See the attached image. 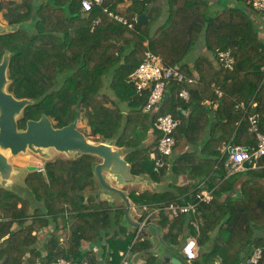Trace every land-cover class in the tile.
<instances>
[{"label":"trees","instance_id":"obj_1","mask_svg":"<svg viewBox=\"0 0 264 264\" xmlns=\"http://www.w3.org/2000/svg\"><path fill=\"white\" fill-rule=\"evenodd\" d=\"M124 1L102 0L84 11L82 0H0V13L12 26L0 34V62L5 53L11 55L8 91L34 100L24 108L19 127L43 114L62 127L82 114L90 135L112 140L123 150L134 175L169 180V188L162 192L131 191L129 197L136 204L160 207L156 216L160 227L168 228L164 236L168 243L198 235L200 251L192 264H264V166L229 174L228 153L222 151L226 145L257 143L248 116L264 115V12L251 0L131 1L122 12L118 6ZM105 8L124 14L131 26ZM255 12L259 15L252 17ZM142 13L147 20L139 24L136 18ZM200 42L209 54L188 58ZM147 51L196 76L192 83L172 82L168 98L152 112L144 111L150 90L139 92L130 81ZM220 51H231L233 68L219 61ZM183 87L190 92L188 99L178 95ZM242 102L247 113L237 107ZM167 112L180 123L173 155L157 167L151 152L159 155L161 132L154 121ZM152 135L155 139L146 145ZM182 144L186 149L176 153ZM98 160L82 154L47 161L45 173L32 171L25 178L30 196L0 187V264L87 258L83 243L100 242L112 221L106 209L109 201L97 203L87 193L95 189ZM183 176L187 183L178 184ZM203 188L211 190L213 198L201 202L197 214L171 217L168 204L194 202ZM124 212L125 208L120 214ZM68 224L70 242L64 246L57 230ZM50 225L56 231L50 232L42 252L36 246L38 233ZM133 240L134 234L127 235L125 247ZM151 247L145 238L132 249L147 251L146 264H156ZM258 248L263 256L253 263L251 256Z\"/></svg>","mask_w":264,"mask_h":264},{"label":"water","instance_id":"obj_2","mask_svg":"<svg viewBox=\"0 0 264 264\" xmlns=\"http://www.w3.org/2000/svg\"><path fill=\"white\" fill-rule=\"evenodd\" d=\"M88 13V12H86ZM139 24L147 20V14L142 13L136 18ZM12 30L0 21V34ZM11 55L5 53L0 62V179L8 181L14 174L15 167L6 152L17 155L32 150L43 155L45 148H54L65 153L91 154L100 159L94 166V174L103 192L109 196H119L125 204V219L135 228H155L157 243L149 251L156 252L162 245L171 255L165 257V262L171 264H191L183 255L179 247L167 245L163 240L160 227L149 221L142 223L131 215V200L122 188L126 184L138 181L141 176L132 173L131 164L126 160L121 148H116L112 140H103L95 143L78 127L79 116L69 124L56 127L52 119L43 114L39 119H29L25 128H20L18 116L24 108L34 103L30 98H17L8 91V67ZM165 98H168L166 94ZM231 149V148H230ZM30 172L36 171L34 164L27 165ZM113 181L115 184H113ZM137 256V255H136ZM133 260H135V257ZM220 264V262H216Z\"/></svg>","mask_w":264,"mask_h":264},{"label":"built area","instance_id":"obj_3","mask_svg":"<svg viewBox=\"0 0 264 264\" xmlns=\"http://www.w3.org/2000/svg\"><path fill=\"white\" fill-rule=\"evenodd\" d=\"M131 1H146V0H131ZM102 0H82L83 10L89 11L94 5H100ZM252 6L260 11L264 12V0H251ZM114 18L122 21L125 24H131L128 22L124 15H120L113 11L104 9ZM100 18L95 20L98 23ZM219 61L227 68H233L235 58L231 51H220L218 53ZM196 80V76H190L182 71L178 66L168 65L164 63V60L160 54H156L152 51H147L144 60L139 66L130 74V81L134 84L137 91L142 92L144 90H150L149 97L144 106L145 112L157 111L159 107L166 101V94L168 86L175 82L178 85L184 83H192ZM218 94L222 95V92L218 90ZM178 95L184 99L190 97V92L186 88H181L178 91ZM251 104V103H250ZM245 108L247 113L246 105L242 102L237 107ZM249 119V130L254 133L257 138V143L254 147L246 145H227L223 152L228 153V173L232 174L238 171L247 170L249 168L261 167L263 164L260 161L264 158V115L260 113H252L248 116ZM180 123V120L176 118L173 113L167 112L159 114L154 121V126L161 132V136L158 140L157 151L159 155L156 157L155 153H151L152 158H156V166L163 167L166 163V157H170L174 153L175 149V136L174 133ZM231 148V149H230ZM38 172L45 173V167H37ZM202 186V184H200ZM213 198L211 190L203 188L200 192L195 195L194 202L187 203H170L166 206L171 217L179 216L180 214H192L195 215L198 212V206L201 202L209 203ZM139 218L142 223L150 221L152 215L159 212L160 207L150 204H139ZM195 229L199 232V225H195ZM142 228L140 227L139 231ZM141 232L137 235L138 239H144L140 236ZM185 258L192 264V260L198 257L200 251V244L198 235H190L187 237L185 244L181 249ZM263 252L261 248L254 251L251 256L253 263H258L262 258ZM51 264H90L88 258L81 260L59 257ZM119 264H137L133 258L129 256V251L121 253V261Z\"/></svg>","mask_w":264,"mask_h":264},{"label":"crops","instance_id":"obj_4","mask_svg":"<svg viewBox=\"0 0 264 264\" xmlns=\"http://www.w3.org/2000/svg\"><path fill=\"white\" fill-rule=\"evenodd\" d=\"M201 49L202 48L200 47L198 54H201L204 51V49L202 50ZM250 103H251L250 105H253V106L257 104V102L254 99ZM154 139H155L154 135L150 136L148 140L146 141V145L151 144ZM226 146H224V148ZM115 147L118 148V146L116 145ZM224 148L222 149V151L224 150ZM185 149H186V145L182 144L176 149V153H181ZM263 166L264 164L262 165V167ZM254 168H259V167H254ZM136 176H141L138 181L126 184L125 186L122 187L127 192L128 196L132 190L137 191L138 193L143 192L145 190L150 191L152 193H156V192H162L169 188L168 187L169 180L156 182L146 175H136ZM95 183H98L97 179ZM183 183L184 184L187 183L186 176L181 177L178 182V184H183ZM113 184L115 183L113 182ZM201 184L203 186V183ZM89 193L93 195L95 202L97 203L100 201H106V200L109 201L107 208L106 207L105 208L109 210V212L111 213V217H112L111 225L108 226V228L106 229L107 235L100 242L93 243V242L87 241L83 243L82 249L84 253H87V258L89 259L90 264H119L121 259L118 263H115L116 262L115 259L118 256L120 257L121 253L124 251H129V254H130L131 253L130 250H133L132 249L133 243H136L139 240H144L145 238L149 240L150 243H152V247L156 245L158 239L156 236L155 228L153 227L146 228L145 231L142 233L141 231H139L140 228H135L134 226L130 225L126 221L125 212L123 216L120 214V211L125 208V204H124V201L119 196L111 197L105 192H102V193L99 192V189L98 190L96 189V191L92 190V192H89ZM130 200L132 204V208H131L132 217L136 220L141 221V219L139 218V209L138 207H136L139 204L134 203L131 198ZM157 213L158 212L152 215L151 219L153 220L151 221L156 223L160 227L158 216H156ZM55 229H56L55 225H50L46 228L41 229V231H39L38 242L36 246L38 248H41L42 252L45 251L44 244L46 243L47 237H50L51 236L50 232L54 231ZM160 231H161L162 238L166 242L167 245H172L175 247H179L181 249L183 244H185L186 242L187 238H185L179 244H173L170 242L168 243L164 239V236L168 233V228L160 227ZM139 232H141L140 236L143 237L144 239L137 240L136 237ZM57 233H60V234L62 233L63 235H65L63 242L67 246L68 243L70 242V236H71L70 225L68 224L66 227L62 229L59 226V230H57ZM129 234H134V240L131 241V243L127 247H125L126 236ZM151 253L153 254V256L156 257V264H171V263L165 262V257L171 254L162 245L160 246L157 253L156 252H151ZM133 254H134L133 256H130V255L129 256L131 258H134V256L137 255L135 257V261L137 264H146L147 257H148L147 251H134ZM29 255H30V252L28 251L26 256L28 257Z\"/></svg>","mask_w":264,"mask_h":264},{"label":"rangeland","instance_id":"obj_5","mask_svg":"<svg viewBox=\"0 0 264 264\" xmlns=\"http://www.w3.org/2000/svg\"><path fill=\"white\" fill-rule=\"evenodd\" d=\"M130 3H131V0H125L123 3L119 4L118 7H119L120 11H122V12L125 11V8ZM257 14L259 15V13L255 12L254 14H251V16L252 17H257ZM254 19L257 20V18H254ZM161 20L164 21V18H162ZM0 21L4 25L9 26L7 24V22L3 19L1 13H0ZM9 31H11V30H9ZM9 31H7V32H9ZM202 42H200V44L198 43V45H195L189 51V53L187 54L188 58H192V57H195L196 55H198V51L200 50V47L202 49H204V51L201 54H209V52L207 51L206 47L202 44ZM106 84H107V82H106ZM106 91L110 92V94H112V92H113L109 88H107ZM22 115H23V112L18 116V118H21ZM53 123H54V121H53ZM78 127H79V129H81L87 135V137L91 141H93L95 143L103 141L101 138L94 137V136L90 135V130L91 129L86 124V121L83 119L82 114H81V116H79ZM6 153L8 154L10 161L13 163V165L15 167V171H14V174L12 175L10 180L2 181L0 179V187L6 188V189H10V190L11 189L18 190V191H21V193L23 195H27V196H30V195L27 194V192L29 193V191H28L29 187L25 183V178L30 173V171L26 169L27 165L34 164L37 167H39V166L45 167V164H46L47 161L55 160L58 157H62V158H65V159H74V158L79 157V155L77 153H74V152H71V153L59 152V151H56V149H54V148H45L43 155L38 154V153H36V152H34V151L30 150V149L27 150L26 152H21V153H19L17 155H12L11 152H6ZM111 182L113 183V181H111ZM96 189L97 190L99 189V192H101V193L103 192V190L101 189V187L99 185V182H98V183H95V189H88L87 193L92 192V190L96 191ZM62 225H63V223H61L60 226H62ZM64 236L65 235H63L62 233L61 234L59 233L60 242L62 243V245L66 246L65 243L63 242L64 241ZM130 251H131V253L129 255L133 256L134 255L133 254L134 251L133 250H130Z\"/></svg>","mask_w":264,"mask_h":264}]
</instances>
